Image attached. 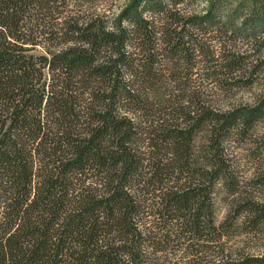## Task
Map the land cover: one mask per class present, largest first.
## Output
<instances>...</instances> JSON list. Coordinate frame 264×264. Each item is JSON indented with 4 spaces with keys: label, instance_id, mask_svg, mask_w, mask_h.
Returning a JSON list of instances; mask_svg holds the SVG:
<instances>
[{
    "label": "trees",
    "instance_id": "trees-1",
    "mask_svg": "<svg viewBox=\"0 0 264 264\" xmlns=\"http://www.w3.org/2000/svg\"><path fill=\"white\" fill-rule=\"evenodd\" d=\"M99 1L0 0V264H264V0Z\"/></svg>",
    "mask_w": 264,
    "mask_h": 264
},
{
    "label": "rangeland",
    "instance_id": "rangeland-1",
    "mask_svg": "<svg viewBox=\"0 0 264 264\" xmlns=\"http://www.w3.org/2000/svg\"><path fill=\"white\" fill-rule=\"evenodd\" d=\"M78 0H71L74 5ZM126 0H100L97 4L102 11L109 9L117 12V10L125 3ZM194 8L201 10L208 5V0H196ZM113 13V12H111ZM247 44H240L242 50L246 49ZM255 81L252 86H234L230 93L224 92L220 98L221 103L254 102L258 97L264 95V71L259 75L254 76ZM235 151V173L239 179L240 185L243 188H248L258 196L264 198V187L257 188L254 183H250L252 179L264 173V122L260 123L251 132L245 142L234 145ZM227 213L224 204H219L217 210V219L223 221ZM235 231H230V235ZM236 236V235H235ZM230 245L235 250L234 253L251 254L264 257V229L257 234L244 236H236L231 238Z\"/></svg>",
    "mask_w": 264,
    "mask_h": 264
}]
</instances>
